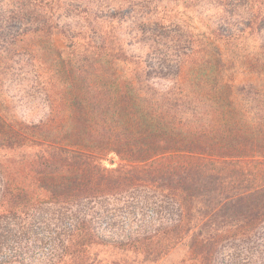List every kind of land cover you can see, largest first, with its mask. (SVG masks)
I'll list each match as a JSON object with an SVG mask.
<instances>
[{
    "label": "trees",
    "instance_id": "obj_1",
    "mask_svg": "<svg viewBox=\"0 0 264 264\" xmlns=\"http://www.w3.org/2000/svg\"><path fill=\"white\" fill-rule=\"evenodd\" d=\"M260 1L246 26L264 49ZM10 2L0 0V66H11L14 45L33 32L62 33L69 45L48 43L49 69L61 82L47 115L26 124L0 111L6 263L236 264L246 249H230L226 240L264 237V86L249 83L239 94L225 79L221 42L232 35L217 31L197 53L184 28L153 21L145 24L148 48L127 51L114 33H97L90 50L74 40L61 13L54 15L58 7ZM14 21L21 31H12ZM259 70L264 84V62ZM59 102L62 112L53 109ZM110 155L115 161L107 163ZM109 197L140 201L155 215L113 235L82 206ZM56 204L68 212L59 218H71L57 244L61 257H36L38 234L52 220L43 209ZM16 235L25 241L14 248Z\"/></svg>",
    "mask_w": 264,
    "mask_h": 264
},
{
    "label": "rangeland",
    "instance_id": "obj_2",
    "mask_svg": "<svg viewBox=\"0 0 264 264\" xmlns=\"http://www.w3.org/2000/svg\"><path fill=\"white\" fill-rule=\"evenodd\" d=\"M10 1L17 2L19 0H2L3 6L12 3ZM42 1L50 9L58 7L56 11L59 12L54 15L61 13V19H65L71 26L70 33L76 36L74 40L79 41L84 49H94V44L90 42L89 38L90 35L97 33H114L117 38L123 40L124 48L127 51L138 52L141 47L148 48L150 46L147 39L149 28H145V24L147 22L153 23V21L165 25L171 23L176 25L175 29L177 25L184 28L191 35L193 47L197 53H200L204 46H208L209 41L218 36V32L223 33L225 37L232 35L233 38L230 40L222 39L221 42V48H223L225 55L224 63H226L225 79L240 89L239 94H242L241 87L248 86L249 83L256 84L258 88L264 86L257 77V73L264 62V49L260 47L259 39L254 36L249 26H246L247 19L256 14V3L258 6V3H261L260 0H258L259 2L250 0ZM202 25H208V28ZM22 27L23 25L14 21L12 31H21ZM178 31L181 32V30ZM160 33L162 31L157 32V37L164 41L165 38ZM166 40L168 41L169 38ZM52 41L57 47L69 45V40L64 34L48 35L47 32L42 33L41 31L23 36L16 42L14 48L17 51L14 54L15 59L11 61V66L2 64V69L0 66L1 72L5 73L8 69L10 71L7 72L6 76H3L2 73L0 76L2 79L0 82L1 113L26 124L37 123L41 117L49 113L51 107L48 99L54 95L53 87L58 89L61 82L59 76L49 69L54 63L51 61L48 46V43ZM168 43L170 44V42ZM21 57L23 58L21 59ZM84 62L86 63V59ZM190 62L189 65L194 67L197 61L191 59ZM255 65L259 66L257 70ZM237 91L238 89H236ZM53 109L62 112L63 106L59 102ZM112 160L115 161L114 155H110L106 162L109 163ZM11 174L13 176V173ZM5 178L6 170L4 165L0 163V194ZM144 194L150 195L149 192ZM99 201H84L82 206L86 209L85 211L94 215L98 214L99 217L96 221L101 223L102 227L109 229L113 235L128 233L136 225L146 223L149 217L155 215L148 206L146 207L140 201H132L130 198L126 201L121 197H109L102 203H97ZM3 203L4 201L0 199V205ZM1 209L0 206V215L3 213ZM60 213L68 212H65V208L58 204L44 207L43 214H47V217H51L52 220L47 222L49 223L48 230H42L38 234V237H42L43 240L38 239L35 243L33 254L36 257L49 258L52 254H54L53 260H59L61 257L57 244L64 238V227L69 226L71 218H59ZM23 219V214H20V217L16 219V224L18 225V222H22ZM50 231L53 232L50 233ZM28 239L32 243L33 237ZM10 241L12 243L10 242L9 246L15 248L17 242H24L25 240L24 237L16 235V237H11ZM226 243L230 249L234 245L246 249L237 259L236 264H264V259H262L264 258L263 236H256L248 241L226 240ZM8 253V248L0 251V264L1 262L8 264L6 263L9 258Z\"/></svg>",
    "mask_w": 264,
    "mask_h": 264
}]
</instances>
